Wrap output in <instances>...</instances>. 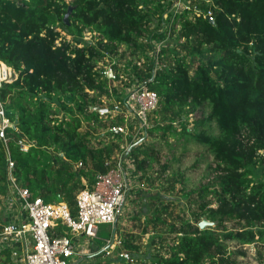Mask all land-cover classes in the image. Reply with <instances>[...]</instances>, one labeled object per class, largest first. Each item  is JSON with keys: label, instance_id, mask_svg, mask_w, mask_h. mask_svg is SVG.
<instances>
[{"label": "trees", "instance_id": "16d2710c", "mask_svg": "<svg viewBox=\"0 0 264 264\" xmlns=\"http://www.w3.org/2000/svg\"><path fill=\"white\" fill-rule=\"evenodd\" d=\"M174 2L72 0L67 24V0H0V60L17 73L0 88L13 123L5 130L7 141L0 138V231L10 172L45 202L62 197L75 215L78 192L94 188L96 174L117 165L124 135L111 127L125 125L124 110L110 124L99 111L104 97L116 94L124 103L129 93L111 86L125 73L159 97L151 113L157 124L140 139L159 129L165 136L180 133L210 150L217 174L198 191L202 200L191 199L197 204L193 220L171 203L156 205L155 231L170 216L173 238L154 234L143 245L137 234L126 233L114 261L104 260L107 251L97 246L86 261L73 264H238L245 244L264 242V0H182L176 13ZM87 31L98 33V40L85 41ZM119 52L135 58L124 68L110 65L112 76L98 67ZM205 104L209 113L190 121ZM84 122L106 132L96 142ZM143 146L129 152L139 169L152 159ZM258 167L261 179L254 178ZM203 216L215 225L200 228ZM66 230L56 227L57 234ZM12 257L10 247L0 250V264H13Z\"/></svg>", "mask_w": 264, "mask_h": 264}, {"label": "rangeland", "instance_id": "374dc122", "mask_svg": "<svg viewBox=\"0 0 264 264\" xmlns=\"http://www.w3.org/2000/svg\"><path fill=\"white\" fill-rule=\"evenodd\" d=\"M67 1L69 3L72 2V0ZM165 17L167 18L166 15ZM98 37V33L87 31L85 32L84 40L96 42ZM67 39L73 40V37L67 35ZM161 42L163 41L156 42V47H158V44ZM122 50H124V47L120 49V51ZM120 55L121 52L116 56H105L102 61L98 63V67H103L106 70L110 65L119 63L120 67L124 68L131 59L135 58L132 57L130 52L126 53L123 58ZM138 85L137 82L132 83L129 75L124 73L117 81L112 83L111 88H117L118 93L123 96L130 93ZM54 105L57 104L55 103ZM101 106L104 108H101L99 113L101 117L107 120L106 123L108 124L114 122L119 112L124 110L125 123L130 127L128 134L124 135L123 144L125 148H128L125 158L128 178L131 180L130 185L132 187V192L123 213L115 225L106 223L100 224L99 235L96 238H87L84 236L74 238L77 244V254L71 259L72 263L86 261L84 258L85 255L91 254L92 250L96 249L97 246L104 249L106 240L112 238L113 235L119 240L120 236L124 238L123 236L126 233L137 234L138 237L141 238H137L138 241L136 242H142L143 245L149 243L151 235L154 234L165 236L169 239L173 238L175 235L171 231V222L173 220L172 217L167 216L166 213H164L163 216H167V220H165L164 223L158 222V230L157 232L155 231L156 229L153 226L152 218L156 216V205L157 207H162L163 205L171 203L177 213L184 214L193 220L192 210L197 208V204L191 203V199L197 201L202 200L198 191L201 187L209 183L217 174L215 169L217 164L214 160V155L204 145L193 139H188L186 136L180 135V133L176 136H165L163 129L154 130L153 133L140 139V136H135V127L138 126L137 122L124 103L118 100V95L115 94V96L110 99L106 97L102 98ZM111 106L114 107L111 108ZM102 109L104 111H101ZM209 111V106L205 104L194 115L190 116V121L193 122L195 118L207 115ZM153 117V115L149 117V129L157 124L156 119ZM175 126L177 131L181 132L182 122L176 123ZM82 128L85 130L91 129L93 138L96 139V142L102 133L106 132L105 129L99 128L98 124L94 123L89 125L87 122H84ZM192 128L193 124L190 123L189 129ZM212 131L214 133L218 132L215 126H212ZM106 138L107 140L112 138L116 139V137L112 135ZM140 144H143V147L150 151V156L152 157V159L146 160V162L143 163L142 169L138 168L137 162L134 160V155L129 153L132 147H136ZM163 164L167 165L166 170L163 169ZM254 172L255 179L263 178L260 167L255 168ZM215 205L216 203L214 206ZM12 209L13 208H10L7 212L11 213ZM203 219L207 218L203 216L202 220ZM145 227L148 229L147 233L143 232ZM10 241L8 240L6 244L14 251V255L17 256L19 250L16 245H11ZM93 245L95 248H93ZM230 245V248H233L234 243H230ZM158 246L159 243L153 244L154 248L152 247V252L156 251ZM117 247L120 248L119 245H117ZM159 249H161L162 252L165 251L164 247ZM244 249H246V255L238 256V264H264V242L259 241L253 244H245ZM115 256L116 254L112 253L106 256L104 260H110L109 257H113L112 261H114Z\"/></svg>", "mask_w": 264, "mask_h": 264}, {"label": "built area", "instance_id": "2783aa9c", "mask_svg": "<svg viewBox=\"0 0 264 264\" xmlns=\"http://www.w3.org/2000/svg\"><path fill=\"white\" fill-rule=\"evenodd\" d=\"M181 5L182 0H175L173 5L175 13ZM208 14L211 15V12ZM4 63L0 60V88L5 82H12L17 78L16 71ZM105 73L112 76V68L106 69ZM158 104L157 92L149 89L144 83H140L126 96L124 105L138 125L135 127V136H140L149 126V117ZM12 126L13 123L6 116L4 105L0 101V138L4 141H7L6 128ZM129 130L130 127L126 123L111 127V131L123 135L128 134ZM122 146V151L116 154L117 165L107 173L98 172L94 188L86 187L78 192L75 215L66 202H45L42 197L33 196L27 187L17 183L16 177L10 172L11 194L5 200L3 212L11 219L0 231V250L7 246L8 240L16 239L23 246L22 257L25 264H73L71 259L77 254L74 238L98 237L99 225L103 223L115 225L128 203L132 192L125 158L128 148H125L124 144ZM24 148L27 149V145H24ZM9 167L10 169L14 167L11 159ZM10 208L15 210L14 213L11 212L13 218L12 214L7 212ZM59 223L66 225L69 230L64 234H57L56 227ZM121 242V238L117 240L113 235L106 240L103 250L110 255ZM120 256L128 254L122 251Z\"/></svg>", "mask_w": 264, "mask_h": 264}, {"label": "crops", "instance_id": "0c3cea01", "mask_svg": "<svg viewBox=\"0 0 264 264\" xmlns=\"http://www.w3.org/2000/svg\"><path fill=\"white\" fill-rule=\"evenodd\" d=\"M86 188V187H85ZM90 188V187H89ZM8 199V198H7ZM6 199V200H7ZM4 206H5V204H4ZM5 208V207H4ZM4 208H2V212H1V215H2V218H3V220H4V222L5 223H7L11 218L9 217H7V216H5L4 215V212H3V210H4ZM12 212H15V210H14V208L12 209ZM18 212V211H17ZM11 217L13 218L14 216L13 215H11ZM10 244L12 245V244H14V245H16L17 246V249L19 250V253L17 254V256H15L14 255V251H12V249H11V251H12V262H13V264H25V262H24V259H23V257H22V244L20 243V242H18L16 239L15 240H13V241H10ZM97 246V245H96ZM93 248H95L94 247V245H93ZM94 250L95 249H93L92 250V252H94ZM91 252V253H92Z\"/></svg>", "mask_w": 264, "mask_h": 264}, {"label": "water", "instance_id": "95a60500", "mask_svg": "<svg viewBox=\"0 0 264 264\" xmlns=\"http://www.w3.org/2000/svg\"><path fill=\"white\" fill-rule=\"evenodd\" d=\"M72 10H73V5L70 3V4H69L68 11L66 12V14H65V16H64V21H65L67 24L70 23V22H69V16H70ZM206 17H207L212 23H214V19H213V17H211L210 14H207ZM59 201H60V202H63V198H62V197H59ZM199 225H200V228L204 229V228H206L208 225H215V222L210 221V220H207V219H203V220H201V222L199 223Z\"/></svg>", "mask_w": 264, "mask_h": 264}, {"label": "bare ground", "instance_id": "6f19581e", "mask_svg": "<svg viewBox=\"0 0 264 264\" xmlns=\"http://www.w3.org/2000/svg\"><path fill=\"white\" fill-rule=\"evenodd\" d=\"M5 64V63H4Z\"/></svg>", "mask_w": 264, "mask_h": 264}]
</instances>
